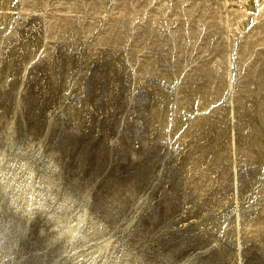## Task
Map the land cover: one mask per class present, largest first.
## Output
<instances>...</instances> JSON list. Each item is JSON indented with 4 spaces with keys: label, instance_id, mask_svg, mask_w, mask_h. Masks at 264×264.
I'll use <instances>...</instances> for the list:
<instances>
[{
    "label": "rangeland",
    "instance_id": "374dc122",
    "mask_svg": "<svg viewBox=\"0 0 264 264\" xmlns=\"http://www.w3.org/2000/svg\"><path fill=\"white\" fill-rule=\"evenodd\" d=\"M0 264H264V0H0Z\"/></svg>",
    "mask_w": 264,
    "mask_h": 264
}]
</instances>
